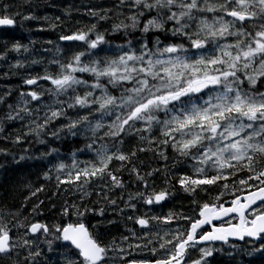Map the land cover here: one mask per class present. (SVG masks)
Listing matches in <instances>:
<instances>
[{
	"label": "snow or ice",
	"instance_id": "6c2138e0",
	"mask_svg": "<svg viewBox=\"0 0 264 264\" xmlns=\"http://www.w3.org/2000/svg\"><path fill=\"white\" fill-rule=\"evenodd\" d=\"M9 9H0V26L15 25L19 13L9 15ZM85 15L95 22L61 34L59 41L67 44L56 46L57 57L44 66L43 75L23 79L34 90L21 91L0 117L21 124L9 134L13 145L50 142L43 137L87 141L88 160L76 158L77 152L84 154L78 149L70 165L58 160L42 171L46 181L55 174V195L63 187L80 193L84 203L65 200L61 206L60 215L76 217L74 222L42 223L34 218L42 214L44 201L33 203L28 215L24 210L45 187L33 190L26 184L29 195L19 208L0 207V264H40L34 238L41 233L49 251L54 242L62 249L56 264H210L224 245H230L233 259L258 254L264 264V0H119L114 8L93 6ZM109 21L111 27L101 31V22ZM116 34L122 43L111 42ZM9 51L27 53L29 46L17 41L0 59ZM10 67L24 63L17 59ZM9 95L10 90L0 101ZM24 152L18 159L12 156L17 167L47 160L59 150L35 157L30 149ZM141 154L164 161V167L142 172ZM0 155L7 158L10 152L0 148ZM124 172L135 177L137 190L126 200L122 193L124 208H119L112 190L127 187ZM158 175L163 177L159 189ZM93 187L121 214L130 209L134 215L127 221L138 227L107 242V231L100 230L105 221L90 231L87 213L105 214L104 206H87ZM181 192L190 202L164 211ZM141 207L146 211L135 214ZM236 240L248 248L238 251ZM23 249L28 254L21 261Z\"/></svg>",
	"mask_w": 264,
	"mask_h": 264
},
{
	"label": "trees",
	"instance_id": "16d2710c",
	"mask_svg": "<svg viewBox=\"0 0 264 264\" xmlns=\"http://www.w3.org/2000/svg\"><path fill=\"white\" fill-rule=\"evenodd\" d=\"M4 2V5H9V13L14 14L19 13V15L15 16L16 25L19 30H22L23 39H15L13 43L19 41L22 45L28 43L30 45L29 48H34V56H32V60L41 61L40 64H32L29 61L28 66L24 69L21 68H13L12 73L17 74V72H23L26 77L31 75L36 76L37 74L43 75L44 66L48 64V61L54 59L52 55H45L43 57L36 56L37 50L43 52L46 49L47 41L50 39H54L53 37L62 34L63 32H68L69 29L73 30L77 26H82L85 24H90L95 22L91 17L85 15L88 8L95 6L96 8H114V6L118 3L105 1V0H0ZM119 1V0H118ZM4 5L0 6V9L3 8ZM71 9L69 14H65V10ZM80 12L81 14H76ZM127 14V13H126ZM35 15L37 19L35 20H25L24 16ZM48 16L52 18L50 21H45L42 19L43 17ZM59 16L60 21H56L55 17ZM39 18V19H38ZM41 18V19H40ZM77 21L80 23L77 24ZM56 23L58 26L53 29L50 27V23ZM101 25L109 26V22L104 24L101 22ZM40 29H44L41 31ZM14 35V34H13ZM12 35V36H13ZM138 35V33H137ZM7 36V35H6ZM11 36V37H12ZM109 39L113 44L122 43L123 41L119 36H110ZM32 41H36V43H31ZM67 43H65L66 45ZM70 54V53H66ZM4 64V63H3ZM6 68L5 66H0V70ZM50 71H55V67L52 66L49 68ZM25 77V78H26ZM85 79H87V74H84ZM0 96H3L5 92L10 90V95L6 96L3 101H0V117H3L5 114V107L9 102H12V99L15 100L17 95L23 90L22 85L19 81L12 79L10 77H0ZM0 124L3 125L5 131L0 133V148L8 149L10 155L5 158L3 155H0V165H5L6 170L4 168H0V207L7 204L9 210L14 211L16 208L20 207V204L23 202L24 197L29 195L28 190H26L25 185L31 184L32 189L34 190L36 187H40L41 184L44 185L45 190L38 194V199H33L30 203H28L24 210V215H28L31 211V207L33 203H38L39 201H44L43 207L41 209L42 214L38 217H35V220L42 221L43 223H47L49 225L53 223H60L63 221L64 223L72 222V220H76V217H72L69 220L67 217H62L60 215L61 206L64 201L67 200L69 203H77L82 204L84 201L80 199V193H75L73 191H65L62 187L59 190V195H55L57 192L56 189V181L55 174L53 173V178L51 181H46L43 178L42 171L47 170L51 165L55 164L56 155L53 153L47 160H31L24 164L22 167H17L12 163V156L15 155L18 159L20 155H25L24 149H30L31 155L36 151V146L41 144L36 143H23L20 145H13L11 143L12 136L9 134L15 133L17 129L21 127V124L16 125L15 122H8L0 119ZM7 137V139H6ZM44 139L50 141L45 145H41L42 149H50L57 148L61 152H72L75 151L80 145H85L86 141L82 137H71L65 138L59 141L51 142L50 137H43ZM31 139V138H30ZM169 155L171 153L169 152ZM140 160L145 162V166L141 169L142 172L151 170L152 168H163L164 161L152 158L151 154H141ZM50 161V162H49ZM139 164V161H136ZM169 166L171 165V161L168 162ZM122 179L125 181L127 187L123 190L121 189H113L112 190V198L117 199V203L119 208H124L123 202L119 199L123 193V197L126 200L128 192H135L137 190L134 176H129L127 172H124L122 175ZM162 175H158L156 177V186L157 189L162 187ZM178 187V185H177ZM90 195L85 197V201L87 202V206L92 209H99L100 207H105V214L103 217H106L104 224V231H107V240H110L112 236L121 235H129L127 229L137 227L133 225L131 221H127V216L134 215V213L130 209H125L124 214H121L118 209L113 208L110 205H106V202L97 195L99 192V188L93 187L88 189ZM184 193H180L175 200H172L168 208L172 206V204H184L187 205L190 201L188 199H184ZM99 201V203H96ZM55 205V208H53ZM168 208H165L164 211H167ZM145 210L141 207L138 213L140 214ZM160 211V209H159ZM87 217L90 220L95 221L99 219V216L96 212H88ZM33 218H30L32 220ZM114 221V224H107V221ZM93 223V222H92ZM15 232V229H13ZM23 230H21L22 234ZM57 242H54V244ZM53 244V252L58 253L59 248ZM236 244V243H235ZM45 241L43 242L44 248L49 250L46 246ZM237 250L239 251L241 248H248L247 243L236 244ZM127 247V245H125ZM220 248V247H219ZM222 251L216 252L214 257L211 259L210 264H261L259 255H255L253 257H249L244 254H237L233 257L229 256L228 253L230 251ZM25 257V249L20 250L19 259L21 261L24 260ZM58 261H54L52 259L51 262H47L46 264H56Z\"/></svg>",
	"mask_w": 264,
	"mask_h": 264
},
{
	"label": "rangeland",
	"instance_id": "374dc122",
	"mask_svg": "<svg viewBox=\"0 0 264 264\" xmlns=\"http://www.w3.org/2000/svg\"><path fill=\"white\" fill-rule=\"evenodd\" d=\"M108 1H112V2H114V3H119V1L118 0H108ZM18 24V22L16 23V25ZM14 26V27H12V28H10V29H2L1 31H0V53H3L4 51H5V48H7V45L9 46V48L11 47V45H12V41H14L15 39H17V38H20V39H23V36H22V30L20 29L19 30V28L17 27V26ZM3 31H9V33H14V35L12 36V37H10V38H8V37H6V35L7 34H4L3 33ZM51 41H53L54 43L52 44V45H49L48 43H47V45H46V49L43 51V52H41V51H39V50H37V54H36V56H39V55H42V54H50V55H53V56H55V57H57V54H56V46L57 45H59V46H61V48L63 47L62 46V42H60L59 41V39H50ZM49 41V40H48ZM5 42H7V43H5ZM29 47H30V45L29 44H27ZM34 54H35V52H34V48H29V52H27V53H25V52H21V53H19V54H17V53H15V52H11V51H9L8 52V54H7V59H0V65L1 66H6V67H8V71H6L5 73H9V72H11L12 70H13V68H11L10 67V65H14L15 63H16V60L17 59H19V60H21L23 63H29V61H31L32 59V56H34ZM62 55H64V53H62ZM3 62L4 63H7V64H4L3 65ZM8 63H10V64H8ZM7 65H9V66H7ZM5 69V68H4ZM10 69V70H9ZM18 69V68H17ZM43 86L44 87H48L49 85L47 84V82H44L43 83ZM34 90V89H33ZM19 95H17V97H18ZM16 97V98H17ZM15 102L16 101H14V103L13 104H15ZM43 102H45V103H47V102H49L48 101V98H47V93H45V97H44V100H43ZM32 107H37V105H36V103L35 102H33L32 103ZM15 123H16V125H19V121H15ZM58 126V125H57ZM82 150L83 151V153L84 154H80L79 152H77V159L78 160H81V161H84V159L86 158V157H88V158H90V156H89V154H88V152H87V149H85L84 148V146L83 145H80V147L79 148H77L76 150ZM75 150V151H76ZM49 151V149H42V146L41 145H37L36 146V151L33 153V155H34V157L35 156H39L41 153H43V152H48ZM72 153V152H71ZM71 153H67V154H65V152H59L58 154L57 153H54L55 155H56V160H55V164L58 162V160H63V162L65 163V164H68V165H70L71 164V162H72V157H71ZM53 154V153H52ZM167 205H169V204H167ZM156 211V210H155ZM157 212H159V211H157ZM44 235V234H43ZM41 236V238H43L44 236ZM50 238V237H49ZM44 241H45V239H43ZM57 243H55V245H56ZM47 247H48V245H46ZM53 248H55V247H53ZM126 248V247H125ZM45 251H48L49 252V250H47L46 248H45Z\"/></svg>",
	"mask_w": 264,
	"mask_h": 264
},
{
	"label": "bare ground",
	"instance_id": "6f19581e",
	"mask_svg": "<svg viewBox=\"0 0 264 264\" xmlns=\"http://www.w3.org/2000/svg\"><path fill=\"white\" fill-rule=\"evenodd\" d=\"M39 19V18H38ZM41 19V18H40ZM2 30V28L0 27V31ZM3 33L4 34H7V36L6 37H8V38H10L14 33H9V31H3ZM60 42H62V46L64 47L65 46V43H67V42H64V41H60ZM28 43H26V44H24V45H27ZM62 47V48H63ZM7 48H9V46L7 45ZM1 66V65H0ZM7 66H9V65H7ZM6 67V66H5ZM10 70V69H9ZM1 72H6V71H8V67H6L5 69H3V70H0ZM8 73V72H7ZM11 73H12V71H11ZM26 77V76H25ZM22 88H23V90L22 91H25L26 89H27V87H25V86H23L22 85ZM19 95V94H18ZM55 245V244H54Z\"/></svg>",
	"mask_w": 264,
	"mask_h": 264
},
{
	"label": "flooded vegetation",
	"instance_id": "af4514ba",
	"mask_svg": "<svg viewBox=\"0 0 264 264\" xmlns=\"http://www.w3.org/2000/svg\"><path fill=\"white\" fill-rule=\"evenodd\" d=\"M105 1H108V0H105Z\"/></svg>",
	"mask_w": 264,
	"mask_h": 264
},
{
	"label": "water",
	"instance_id": "95a60500",
	"mask_svg": "<svg viewBox=\"0 0 264 264\" xmlns=\"http://www.w3.org/2000/svg\"><path fill=\"white\" fill-rule=\"evenodd\" d=\"M1 27V26H0ZM237 241H239V240H237Z\"/></svg>",
	"mask_w": 264,
	"mask_h": 264
}]
</instances>
